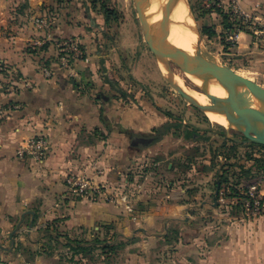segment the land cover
Returning a JSON list of instances; mask_svg holds the SVG:
<instances>
[{
	"label": "crops",
	"instance_id": "crops-1",
	"mask_svg": "<svg viewBox=\"0 0 264 264\" xmlns=\"http://www.w3.org/2000/svg\"><path fill=\"white\" fill-rule=\"evenodd\" d=\"M85 1L0 0V62L33 84L0 90V264H264V215L249 218L229 209L231 198L218 201L224 156L216 167L202 164L194 150L204 139L186 136L194 127L121 88L105 15ZM239 2L264 22V0ZM211 15L220 36L223 17ZM66 37L78 38L86 51L76 78L61 67L55 46ZM254 39L242 32L238 53L255 50ZM34 41L45 43L33 48ZM168 122L174 125L153 145L135 144ZM38 133L50 140L48 157L41 163L17 157ZM238 158L233 163L252 165ZM69 173L100 183L111 200L74 197ZM54 222L70 237L112 224L131 242L115 263L71 262L68 248L41 247L39 229Z\"/></svg>",
	"mask_w": 264,
	"mask_h": 264
},
{
	"label": "rangeland",
	"instance_id": "rangeland-1",
	"mask_svg": "<svg viewBox=\"0 0 264 264\" xmlns=\"http://www.w3.org/2000/svg\"><path fill=\"white\" fill-rule=\"evenodd\" d=\"M187 3L202 49L209 50L222 65L230 68L234 73H245L252 77V81L264 88V22L260 23L261 21H259L258 23V37L253 34L256 37L254 39L256 49L253 50L252 48L250 53L242 55L238 53L237 48L229 49L227 47L224 29L220 36L216 33L215 36L210 38L203 34V23L207 22L215 27V19L211 17V10L202 7V0H187ZM192 3L197 7L196 13L191 7ZM102 4L113 11L111 22L107 24V32L110 43L117 46L115 50L107 53L114 57V62L117 64L118 76L122 79L120 82L121 88L130 90L132 99L142 101L144 105L158 106V108L164 110V112L160 111L163 114L165 111H170L173 116L170 117L165 114L168 119L175 120L179 118L186 122L183 124L194 127L193 130L200 135L198 138L204 139L199 142L198 146H195L196 149L194 150L195 155L203 161L202 164H209L210 158L215 153L222 152V143L226 137L221 132H225L226 136L233 139H243L242 136L244 135L240 130L227 128L212 121L203 109L188 100L170 82V74L166 73L164 67L160 65L158 46L151 44L144 36L142 19L135 0H98L99 11H103ZM167 65L175 75L183 77L187 89L204 93L187 76V72L183 70L177 60L176 63L168 60ZM255 149L257 152L264 153L262 149ZM247 150V147H240V161L245 162L244 155ZM235 160L232 159L231 162ZM213 190V186H211L209 194H212ZM208 199L213 201V196H208Z\"/></svg>",
	"mask_w": 264,
	"mask_h": 264
},
{
	"label": "built area",
	"instance_id": "built-area-1",
	"mask_svg": "<svg viewBox=\"0 0 264 264\" xmlns=\"http://www.w3.org/2000/svg\"><path fill=\"white\" fill-rule=\"evenodd\" d=\"M202 7L213 12L225 13L229 16L232 23L231 28L227 29L225 41L229 49L236 48L239 44L240 34L248 31L258 35L259 19L253 12L245 9L239 0H202ZM37 24L45 27L48 21L37 19ZM44 41H34L32 47L43 46ZM58 51L59 62L69 77L76 78L79 76L78 61L86 58V51L80 40L76 37L60 38L55 41ZM46 77L53 75V69L47 65L41 68ZM31 81L22 78L18 73L10 68L6 63L0 62V90L15 92L19 88H32ZM51 152V143L48 136L44 133H38L26 139L17 150L16 155L21 159H33L37 163L43 162ZM68 191L74 197L111 200L110 193L104 190L103 186L92 178L76 173H69L65 178ZM264 184V173L261 172L250 182L242 184L239 187L238 196L232 197L229 203V209H236L240 205L243 216L257 218L264 215V192L261 189ZM222 190L218 200L225 202L227 199L225 192Z\"/></svg>",
	"mask_w": 264,
	"mask_h": 264
},
{
	"label": "trees",
	"instance_id": "trees-1",
	"mask_svg": "<svg viewBox=\"0 0 264 264\" xmlns=\"http://www.w3.org/2000/svg\"><path fill=\"white\" fill-rule=\"evenodd\" d=\"M55 1L58 4H63L70 0ZM97 1L98 0H86L85 2L88 7L98 10ZM191 7L194 13H196L195 10H197V7L194 3L191 4ZM101 8L103 10L101 12H103V14L105 15L106 24H110L109 22H111V16L113 11L108 8L105 4H102ZM220 14L223 17L225 29L227 30L231 28L232 23L230 21L229 16L225 13ZM202 32L204 35H207L210 38L215 36L217 33L215 28L212 25H209L207 22L203 23ZM123 95L125 96L126 93H123ZM159 110L164 112L162 108H159ZM164 114L170 117L173 116V113L170 111H165ZM173 125L174 124L172 122H168L162 128L154 129V133L152 132L146 136L137 137L135 142L137 143V145L140 146L153 145ZM221 133L224 135V137H226L225 132ZM189 135H195L197 137H200V135L194 130L191 132V134L190 132L186 133V136L189 137ZM242 137L243 139H240L242 141L230 137L226 138L222 143V152L215 153L210 159L211 167H216L220 165V161H217L220 155H223L226 159L222 167V174L220 176L218 198L220 196L222 188L224 187L223 184L229 187L228 191L225 192L227 198H232L235 196L242 198V196L239 194L240 185L246 184L257 174L261 172L264 173V153L257 152V150L255 149L259 148L264 150V144L248 142L245 141L246 138L244 136ZM228 142L230 143L229 145ZM240 147L248 148V150L245 152L244 158L252 163L250 167H246L245 164H239V162H231V159L239 157L238 154ZM236 208L239 212L240 205H237ZM39 233H41V240L44 241L41 246L43 250L53 251L57 249L68 248V250L71 252V256L68 258V261L75 263H79V261H83L84 259L94 262L102 259L103 261L115 263L124 252L126 246L131 242V240L123 239L120 234L114 230L112 224H105L101 227L100 230H97L95 231V233H92L90 236L86 237H70L68 234L64 235L59 231V229L55 225V222L48 223L46 226L41 227L39 229ZM43 250L40 249L34 252H41ZM62 257L64 256L62 255ZM76 257H78L79 259H77Z\"/></svg>",
	"mask_w": 264,
	"mask_h": 264
},
{
	"label": "bare ground",
	"instance_id": "bare-ground-1",
	"mask_svg": "<svg viewBox=\"0 0 264 264\" xmlns=\"http://www.w3.org/2000/svg\"><path fill=\"white\" fill-rule=\"evenodd\" d=\"M144 14L147 16L152 31L164 35L172 44L190 53H195L198 49L203 48L200 45L199 36L194 27V20L190 14L187 0H148L144 8ZM203 55L207 59L215 61L212 54L203 52ZM159 59L161 61L160 65L171 76L170 82L181 88L188 100L204 109L212 121L231 129H245V125L231 123L227 120L225 114L212 109L211 98L213 95L226 99L227 103L225 104L228 108L230 107L229 111L232 114L239 110L250 115L264 114V98L258 97L253 89L243 84H238L235 86L233 92H229L215 78L207 75L201 68H189L185 71L187 72V76L204 93L191 91L185 86L183 77L175 75L167 65L168 60L175 63L177 60L179 64H182L183 61L178 60V58L165 51H161ZM237 75L252 79V77L242 72H238ZM250 125L251 133L264 136V125L262 122L252 121Z\"/></svg>",
	"mask_w": 264,
	"mask_h": 264
},
{
	"label": "water",
	"instance_id": "water-1",
	"mask_svg": "<svg viewBox=\"0 0 264 264\" xmlns=\"http://www.w3.org/2000/svg\"><path fill=\"white\" fill-rule=\"evenodd\" d=\"M135 2L139 10L140 17L142 19V27H143L144 36L151 44L158 46L157 49H158L159 57H160L161 51H165L168 54H171L175 56L176 58H178V60L183 61L181 65L184 71H187V69L189 68L190 69L201 68L202 70L206 72L207 75L215 78L218 81V83H220L223 87H225L229 92H233L236 85L243 84L246 87L253 89L258 97L264 98V88L260 84L252 81L251 79L237 75L230 68L222 65L218 61L216 56H214L209 50L198 49L195 53H190L184 49L179 48L175 44H172L170 41H168L167 38L164 37V35L153 32L151 29V25L149 24L144 14V8L148 0H142V2H140V0H135ZM190 14H191V11H190ZM203 52L207 54H212L213 57L215 58V61L217 62L207 59L203 55ZM175 87L177 88L178 91H180L186 97L184 91L181 88L177 86ZM211 100H212V109L225 114L229 122L234 123V124L245 125V129L240 130L243 133V135L246 137L245 141L264 144V136H258L250 132L251 130L250 123L252 121H259V122H262L264 125V114L258 113V114L250 115V114L244 113L241 110L235 111L234 114H232L229 111L230 107L228 108L225 104L227 103L226 99H222L219 96L213 95Z\"/></svg>",
	"mask_w": 264,
	"mask_h": 264
}]
</instances>
